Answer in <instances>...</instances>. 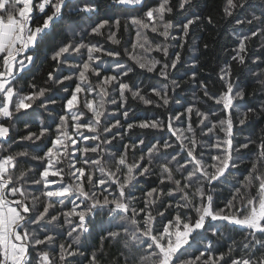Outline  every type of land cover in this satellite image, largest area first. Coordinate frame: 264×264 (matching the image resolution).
<instances>
[{
    "label": "snow or ice",
    "instance_id": "obj_1",
    "mask_svg": "<svg viewBox=\"0 0 264 264\" xmlns=\"http://www.w3.org/2000/svg\"><path fill=\"white\" fill-rule=\"evenodd\" d=\"M247 4L248 0H226L225 17L233 16ZM108 7L113 15L101 18L99 0H0V149H3L0 153V264H83V259H77L83 257L79 248L81 237L91 234L89 217L105 208L113 218L128 222L132 230L129 233V228L121 225L124 232L131 235L137 247L147 250L140 264H264V171H261L264 135L257 140L236 139V125H245L256 110L238 104L246 93L233 83L231 65L226 63L220 69L222 90L218 95L209 92L205 81L201 80L198 85L203 96L214 101L219 115L213 109L202 111L195 103L185 106L177 99L175 103L182 111L173 109L167 120L155 116L132 119L133 110L127 106L126 93L145 105L154 101L142 94L140 84L128 82L133 68L116 59L121 55L118 50L106 48L99 41H84L85 36H99L119 44L118 31L123 19L125 28L135 30L133 49L138 46L145 53L155 51L163 56L159 60L137 58L129 53L130 58L139 68L167 81L171 71L184 63L181 53L192 27L201 20L193 11V0H176L175 6L172 0H157L154 5H148L145 0H110ZM174 11L179 14L175 21L169 19ZM66 14L68 17L80 15L87 27L79 41L53 42L52 32L58 25L63 26L64 32L72 30V21L64 24ZM207 20L213 23L211 17ZM235 24L256 25L247 32L236 33L237 46L232 50L231 59L245 65L246 42L264 36V6L260 7L259 15L252 12L250 19L236 18ZM149 33L163 40L154 41ZM170 48L175 49L171 54ZM49 51L51 55L46 58L54 63L45 81L49 87L37 88L32 83L30 88L34 91L22 94L16 88L21 73L41 52ZM104 57L113 60L106 62ZM257 60L264 63V57L256 56L253 62ZM195 68L193 64L189 77L193 81L197 77ZM64 71L70 74L64 75ZM90 76L95 78V84ZM65 81L74 84L71 91L70 86H64ZM180 83L173 79L171 89L166 83L160 87L152 85L151 92L162 101L156 107L167 110L170 100L174 99L169 92H175ZM259 83L264 87V80ZM56 86H63L66 95L61 98L62 114L53 115L48 105L55 104L56 100L46 97V93ZM41 97L46 99L41 101ZM37 101L40 103L34 108ZM106 101L116 106L107 116ZM239 107L245 111L234 117ZM39 108L49 115L44 118ZM102 117L105 120L101 130ZM37 122L38 131H31L30 125ZM18 123L28 129L20 140L49 142L40 150L43 154L34 157L42 162L39 178L32 181L41 186L34 190L40 195L28 190L23 171L14 174L17 158L28 155L10 151L15 142L10 132ZM137 127L166 131L169 136L154 138L142 148L146 143L144 136L132 139L130 135ZM117 139L120 147L113 151V142ZM5 144L9 146L6 149ZM250 145H255L256 159L243 180L237 179L232 185L224 206L219 207L215 200L216 188L233 175L240 163L238 154ZM129 152L134 155L139 152L131 163ZM109 157L114 161L115 170L102 164ZM65 161L67 167H61ZM97 171L99 176L95 174ZM177 174L180 179L175 178ZM152 175H157V186L138 187L139 177ZM253 187L254 195L242 193V189ZM113 188L114 191L110 190ZM137 191L142 193L143 207L140 208L131 206L137 201ZM42 198L44 203L37 207ZM56 204L62 205V209L57 211ZM170 210L175 214L166 215ZM61 217L67 226L69 243H58L63 236L57 231ZM221 229H239L243 233L240 240H232L227 252L218 251L219 239L224 236ZM117 236L118 232L108 233L109 238ZM73 245L77 247L74 249ZM125 247H129L127 241ZM236 251L241 254L233 255ZM84 259L88 264H99L96 253Z\"/></svg>",
    "mask_w": 264,
    "mask_h": 264
},
{
    "label": "trees",
    "instance_id": "obj_2",
    "mask_svg": "<svg viewBox=\"0 0 264 264\" xmlns=\"http://www.w3.org/2000/svg\"><path fill=\"white\" fill-rule=\"evenodd\" d=\"M148 5H154L157 0H145ZM173 6L176 5V0H172ZM195 5L193 11L201 16V20L192 27L191 34L187 38V43L181 53L183 64L178 65L177 69H174L170 73V77L167 81L163 78L158 77L154 73H148L145 69L138 67L136 61L130 58V55H135L137 58L140 57H155L156 59L163 60V56L160 53L152 51L150 53H145L138 46L133 49L132 45L136 42L135 30L131 27H124V20L121 21V27L118 31V38L120 40L119 44H112L111 41H106L104 37L99 36H85L84 41L87 42H96L99 41L106 48L118 50L121 55L116 58L121 63L131 66L133 72L129 74L130 79L128 82L130 84H140L142 88V94L154 101L153 104L145 105L143 102L133 100L128 95V107L133 111L130 113L132 119H142L145 116L148 117H159L161 119L167 120L168 114L173 109L182 111L180 106L175 103V100H180L181 104L187 106L188 103H195L202 111L207 109H213L219 115V109L215 105L214 101L208 100L207 97L203 96V91L199 89L198 85L201 80L205 81L210 93L219 94L222 90V82L219 80L220 69L225 66V64L231 65L232 81L234 84H238L245 91V96L243 100L238 101V104L241 106H247L249 108L255 109L254 114H250V118L245 125H236L234 131L236 132V139L238 141H245L247 138L251 137L253 140H257L260 136L264 135V87L259 83L260 80H264V63L260 61H255L256 56L264 57V36L254 37L250 41L246 42L248 48V56L246 57V64L240 65L235 61H232L231 57L234 54L233 49L237 46L236 33L238 31L247 32L249 28L256 27L253 25H236V18L248 17L251 18V13L255 12L259 15L260 7L264 6V0H248V4L243 9H237L233 16L225 17L224 7L226 0H193ZM110 0H99V16L101 18H108L113 15V10L108 7ZM211 17L213 23L209 24L207 18ZM173 21L179 19V14L174 11L173 15L169 17ZM72 21V30L64 32L62 25H58L52 32L51 40L53 42L63 40L65 42L69 40L79 41L83 30L87 27V22L81 20L80 15H72L70 17L66 14V19L64 24L67 25L68 21ZM107 36V30H105V37ZM150 39L154 41H162V37L156 36V34L149 33ZM169 43H172L169 41ZM207 45V47H205ZM125 49H128V53H125ZM170 54L175 51V49L170 48ZM35 55V54H34ZM51 55L49 51L47 54L41 52L38 58L35 59L34 63L31 64L26 71L21 73V77L16 82V88L21 90L22 94H28L34 89L30 88V84L35 83L37 88L39 87H49L45 84V81L48 79V73L53 70L54 63L46 58ZM106 62L113 60L111 57L103 58ZM193 64L196 65L195 71L197 72L196 80L193 81L189 77L191 76V70ZM65 69L69 65L64 66ZM64 75H69L68 71L63 72ZM187 74V75H186ZM78 75V74H77ZM76 79V76H73V80ZM175 79L181 81L180 87L175 90V92L170 91V97L174 99L170 100L167 110L164 107H156V103L162 104V101L159 97L155 96L151 92V86L156 85L157 87L162 86L163 84H168L169 89H171V81ZM90 80L95 84V78L90 76ZM64 86H70L69 90L71 91L74 88L72 81H65ZM63 86L53 87L51 91L46 93V97H52L56 100L55 104H49V111L53 115L57 113L62 114V100L66 94L62 90ZM46 97H41L40 100L44 101ZM82 99V98H81ZM40 101H37V104H34L33 107L37 108V105ZM106 116L111 114L116 108L115 105H112L106 101ZM82 108V103H81ZM31 111V110H30ZM88 117L91 116V113H87V110H84ZM245 111L244 107H239L236 112L233 113L234 117H238L240 113ZM38 112L46 118L49 113L45 112L43 108H39ZM119 115V114H118ZM121 120L123 119L120 117ZM195 119V117H194ZM215 119V117H213ZM105 118L102 117L101 130L104 126ZM50 123V121H46ZM114 122V121H113ZM126 126V125H125ZM39 122L30 125L31 131H38ZM18 129V130H17ZM28 129H25L23 123H18L16 129H13L10 132L11 137L15 141L11 144L10 151L15 152H27V156L18 157V165L14 170L15 175H19L21 171L25 173L26 186L30 192L34 190L39 185L32 184L33 180L39 178V171L41 169V161L35 159L37 155H42L41 149H44L45 144H48V140L42 139V141H36L35 143L30 141L20 140L21 136L27 134ZM71 131V129H70ZM131 138L135 139L137 136L143 135L145 138V145L141 146L146 148L153 139H159L160 137L167 138L169 133L166 131L160 130H142L134 128L131 133ZM223 135L222 133L220 134ZM175 138H173L174 140ZM204 139H207L205 137ZM125 143L128 142V138L125 137ZM7 144L4 145V148H8ZM120 147V141L117 139L113 142V151L116 148ZM255 145H250L248 149L241 150L238 154L240 163L237 169L233 170V175L229 176L223 185H219L216 188L215 200L216 204L219 207H223L226 199L230 198L232 185L237 183V179L243 180L244 176L248 174V171L252 167V162L255 161ZM3 152V149H0V153ZM79 156V153H76ZM95 158L94 154H89ZM139 152L135 155L132 152L128 153V161L131 163L134 159H137ZM102 164L106 168H112L115 170L114 161L109 157L106 160H102ZM61 167H67V161L64 164L60 165ZM77 166H80L79 164ZM158 170V169H156ZM261 171H264V167L261 168ZM99 176V172L95 173ZM176 179H180L179 174L176 175ZM59 179V178H51ZM140 184L138 187L148 189L155 187L158 184L157 175L139 177ZM65 182H68L67 178ZM52 187H55L53 185ZM114 191L115 189H110ZM250 192L252 195L255 194V188L252 189H242V193ZM35 195H40L38 192H34ZM137 201L132 202V207L140 208L143 207V201L141 199L142 193L137 191L135 192ZM165 203H167V198H164ZM44 203L43 198L37 202V207H40ZM160 207V210L163 211V206L157 205ZM62 205L56 204L55 208L57 211L62 209ZM83 207V205L81 206ZM68 208H71V205H68ZM174 211L170 210L166 215H174ZM60 225L57 226V231L62 232L58 240V243H69L67 239V226L63 225V217L60 218ZM129 228V233L132 230V226L126 222L121 221L119 217L113 218L111 214L107 211V208L102 212H98L94 216L89 217V227L91 234H85L81 237L79 244L80 250L83 252V257H77V259H83V264H88V260L84 257H90L93 253H96L99 260V264H140L141 257L147 255V250L143 247H137L136 243L132 240L129 233L124 232V227ZM224 232V236L219 239L218 251L227 252L228 246L232 244V240H240L243 236L241 230L221 229ZM109 232H118L119 236L115 238H109ZM129 243V247H125V242ZM77 246L73 245L75 249ZM239 251L233 253V255H240Z\"/></svg>",
    "mask_w": 264,
    "mask_h": 264
}]
</instances>
